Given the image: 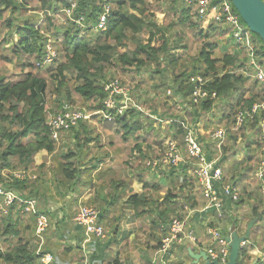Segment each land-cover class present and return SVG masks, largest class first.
Masks as SVG:
<instances>
[{
	"label": "trees",
	"instance_id": "trees-1",
	"mask_svg": "<svg viewBox=\"0 0 264 264\" xmlns=\"http://www.w3.org/2000/svg\"><path fill=\"white\" fill-rule=\"evenodd\" d=\"M26 1L0 0V27L6 26L7 29H10L12 40L17 34L18 40L12 44V53L19 58L24 57V68H30L29 71L16 80L7 81L0 75L1 170L13 169L16 166L27 168L34 161L36 153L42 150L53 153L56 149V141L52 136V127L49 125L47 109L48 82L39 72H34L36 68H41L37 63L42 61L46 55V45L50 36L56 44L59 37L62 36V40L59 43V51L64 53L65 58V61L61 62L57 67L58 74L54 76L55 80L59 82L60 86L68 88L70 78L68 79L65 72H71L75 76L73 91L87 100L96 101L98 103L96 108L98 109L102 107L105 96L104 77L100 73L103 66L117 63L123 68L135 66L140 71L142 68L155 65V73L164 74L168 65L172 66V70L177 67L180 56L176 52L181 48L188 47L187 44L176 42L171 45L170 38L167 36V28H162L154 21L152 22L151 19L155 16H153L154 14H149L148 0H78L74 17L84 15V25H79L74 21H68L67 25H57L54 22V18L50 15L46 16L43 24L33 18L19 21L18 16L16 18L11 16L4 17V13L8 11L14 14L21 10H26ZM40 1L44 8L53 9L54 12L70 6L68 0L56 1L62 5V8L49 0ZM169 1L171 3L169 6L170 11L178 16L176 20H172L169 27L181 25L195 28L198 26V22L193 20L195 11L191 7L182 5L178 0ZM108 5L110 6V11L107 16V28L106 30L96 29L99 17ZM198 20L202 22L201 18H198ZM152 27L157 28V31H154ZM146 28L150 31V37L147 42H139L133 52L119 50L120 47L126 46L127 39H134L135 35L140 34ZM160 29L163 32L158 36L157 33H159ZM228 30L211 22L208 30L204 31L202 29L198 32L204 42L197 52L196 61L193 66H190V69L175 72L173 86L176 94L182 95L183 99L178 101L183 103V105L187 104L186 114L189 115L190 120L194 123L197 124L203 121L206 125H210L211 119H217V123H215L217 127L220 125L229 127L226 138L221 145L218 139H212L210 136L206 139V136L203 135L201 140L205 143L209 159L217 156L219 149L221 150L222 153L219 156L217 165L222 167L227 181L237 184L244 181L249 175H255L264 157L262 141L264 110L254 118L246 120L238 130H232L231 127L235 124V116L239 109H249L254 102L264 98V86L257 80L247 76V73L252 71L249 63V50L245 47L237 46L238 51L237 49L234 51L229 49V40L226 37ZM84 33L86 34L84 35ZM154 41L157 42L153 44ZM253 44L256 56L261 60V58H264V40L261 38V41H259L253 37ZM262 62L264 64V60ZM165 63H168V65ZM51 67H48V69L52 70ZM193 74H202L210 78L206 88L210 92H216L217 98H209L199 104L194 103L190 97L195 87L189 80V77ZM165 86L166 84H160L157 87L164 88ZM165 91L166 88L164 89ZM66 99L73 101V93L70 90H67ZM69 101L66 103L70 104ZM217 108H219V111L216 114L213 113ZM153 112L156 114L157 110L154 109ZM143 114L139 110L128 109L125 114L119 115L115 120L107 121L106 123L116 126V132L122 133L124 140H128L133 135H137L138 131L145 128L144 122L140 120ZM207 114L210 118H206ZM153 115L150 112L146 117L147 121L150 122L148 127L151 130L155 129L153 127L155 122L163 121L162 117ZM169 118H172L169 121L170 129L172 127L170 134L166 132L161 135L160 130H157V133H148L147 136L148 139H152L154 134L158 135L160 138H157L155 142L163 147V152L166 149V143L164 142L167 137L184 144V136L187 132L186 122L183 118L175 114L170 115ZM73 129L75 127L69 131ZM241 136L247 139V146L244 148L245 156L243 160H238L236 157L238 150H231L229 142L237 140ZM138 137L140 138V136ZM143 141L138 140L133 146L132 152L137 148V151L143 153L141 147ZM151 143L154 142H150L148 146ZM75 155L74 152H67L62 156L60 173H62L65 181L72 182L80 177L81 167L74 160L73 157ZM98 164L99 162L91 163L90 165L91 168H95ZM110 172L111 168L106 166L98 170L95 175H92L91 173L93 172L90 170L86 179L83 180L87 188L97 191L95 196L83 201L84 205L100 206L101 222L108 231L107 226L114 225L118 221V215L120 218V215L122 216L126 209H132L137 217H152L154 214L155 216L152 217L151 223L155 228L156 226L158 228L161 223H167L170 212L177 210L178 202L176 200L178 195L172 190L167 189L161 200L148 195L149 190H154L157 193L163 191L160 181L151 184L143 178L142 172L139 173L138 180L143 183L144 189V191L139 193L132 187L134 180H115L113 176H110ZM172 172L174 171L172 170ZM183 175L184 181L180 188L184 190V199L192 208L202 207L203 202L199 197L200 187L197 185L196 177L188 172L186 166L183 168ZM167 178L169 182L177 185L180 176L170 173ZM0 179H3L1 171ZM106 180L109 183L108 185ZM81 182L78 181L75 185H80ZM101 184L104 188H112L114 186V193L107 192V196H102L97 190V187ZM6 187H4V193L13 191L18 194L19 198L8 207V214L0 213V233L17 237V243L10 251L6 253L0 252V260H3L4 264H34L39 254L32 249L30 244L31 237L26 238L21 235L20 218L17 215H13V211L16 210L20 216L21 213L26 214L23 212V208L26 205L23 200L36 196L39 190L32 186L25 177L19 178L16 175L8 179ZM259 189L260 193L263 194V182L259 184ZM25 191H27L26 194ZM3 197H5L4 194ZM121 199L123 204L116 206ZM246 200H250L252 203L251 211L254 217H258V219L264 217V194L263 196H258L254 195V192L247 197L240 195L238 201L230 202L227 205V210H232L234 204L237 206L238 202L243 204ZM209 213L213 215L209 224L214 225L216 212L211 209ZM32 214L35 220L31 222V228H29L30 224L24 228L28 233L29 229L32 233L35 230L34 228H36L33 226L36 222V215ZM233 222V228L243 233L244 231L238 220L235 219ZM66 225H63L66 228V232L72 233V229L70 230L68 224ZM52 234L53 230L51 231L50 229L43 233L47 238L48 248L50 247L54 252L52 253L56 259L55 264H64L65 260L69 261L70 257L75 253L82 254L84 252V248L81 245L69 244L63 248L62 253H58V248L62 245V242L52 240ZM118 242L116 229L114 230L113 240L106 239L102 241L96 239V241H93L91 243V247L93 246L94 248L91 255L93 262L103 259L109 245ZM257 246L258 244L255 242H247L241 251L238 264H246L245 261H250V252L251 250L254 252ZM261 248L264 249V246ZM176 255L178 258L184 256L192 259L190 253L185 250L178 251ZM84 258L85 255H81V259ZM102 264H124V262L117 256L113 261H103ZM257 264H264V262L260 259Z\"/></svg>",
	"mask_w": 264,
	"mask_h": 264
},
{
	"label": "rangeland",
	"instance_id": "rangeland-1",
	"mask_svg": "<svg viewBox=\"0 0 264 264\" xmlns=\"http://www.w3.org/2000/svg\"><path fill=\"white\" fill-rule=\"evenodd\" d=\"M49 1L56 3L60 8H62V5L56 2L57 0ZM26 3V10H21L14 14L8 11L4 13V17L11 16L16 18L18 16V20L20 19L19 21H23L27 18H33L37 20V22L43 24L44 20H46V16L50 15L54 18V22L57 25H65L64 21L66 20V15L63 10L54 12L53 9H46L43 7L40 0H27ZM170 4L169 0L147 1V5L150 8L149 14H154L153 16H155L151 19L152 22L154 21L162 28H167V36L170 38L171 45L176 42L180 44H187L188 46L187 48H181L176 52V54L180 56V61L175 70H172V66H169L168 63H165L168 66L167 69H165L164 74L155 73V65L142 68L138 71L135 66L123 68L120 64L114 63L105 65L100 70L101 76L104 77V83L118 78L123 84H127L131 88V97L133 98V104L129 109H136L144 113L141 115L140 120L141 122H144L145 128L138 131L137 135H133L128 140H124L122 133L119 134L116 132V126L107 124L105 121L99 119V116L95 113L98 109L96 108L98 105L96 101L91 99L87 100L73 91L75 76L72 75L71 72H65L68 79L70 78L68 88L60 86L59 82L55 80L54 76L58 74L57 67L61 64V62L65 61L64 53L59 51V43L62 40V36L59 37L57 44L52 43L59 53L56 62L51 65L52 67L48 64V66L44 68H36L34 70V72H39L41 76H44L48 82L47 109L49 118L50 116L56 114L62 106L69 101L66 99V95L67 90H70L73 93V101H69L70 104L83 109L87 114H91V119L80 122V124L72 131L62 133L61 138L56 141L55 151L53 153H49L46 150H42L36 153L34 161L30 163L27 168L16 166V168L13 169H0L3 177V179H0V213H3L1 209V207H4L3 193L5 192L4 187H6L8 179L19 173L23 174L26 180H29L32 186H35L36 189L38 188L39 190L36 196H32L29 199L36 200L37 211H41L49 215L50 226L48 229L51 231L53 230L52 240L62 242V245L60 247L58 246V253H62L63 248L69 244H73L75 246L79 244L78 242V244H76L75 241L72 242L71 239L73 238V233L66 232V228L63 225L68 224L70 229L75 227L72 217L76 210L80 205L84 204V200L95 196V193L97 192L94 191L95 189L87 188V186L83 183V180L86 179L90 170L93 172L91 174L95 175L98 170L105 168V166L110 167V176H113L115 180H137L133 182L132 187L140 192L142 190L144 191V189L143 183L138 180L139 173L142 172L143 178L148 180L151 184L160 181L163 191L157 193L154 190H149L148 195L161 200L163 194L167 192V189L172 190L178 195V199L176 200V202H178L177 210L170 212L169 220L175 216H185V210L187 211L186 206H190L184 199V190L180 188L182 182L184 181L183 170L175 171L168 166L152 170L146 166V161L149 158L161 156L163 153V147L157 145L155 142V140L160 137L154 134L152 139H148V133H157V130H160L161 135L166 132H169L170 134L172 131V127L170 129L169 123L170 119H172L169 118L170 115H179L186 121L191 129L195 130L200 137L205 135L206 139L210 136L211 131L217 127V125H215V123H217V119H211L209 122L210 125H206L203 121L196 124L190 120L189 115L186 114V106L183 107V103L178 101L182 98L179 97V94H176L175 87L173 86L175 72H180L188 68L190 69V66H193L195 63L197 52L204 42L202 37L198 35V32L202 29L204 31L208 30L211 22L204 26V24L194 16L193 20L198 22V26L195 28L181 25L169 27L172 20H176L178 17L170 11ZM181 4L184 5L183 3ZM152 29L157 31V28L155 27H152ZM158 32L159 33H157V35L160 36L163 30L160 29ZM85 34L86 33H84V35ZM251 36L261 41L260 36L252 31ZM149 37L150 31L146 28L140 34L135 35L134 39H127L126 46L120 47L119 50H128V52H133L136 50L139 42H147ZM226 37L229 40V49L231 51L237 49L238 51V48L233 43V40L230 39V36L228 37L226 35ZM17 40V34H15L14 40H12L10 36V29H7L6 26L0 27V75L7 81L19 79L25 72L30 70V68H24L23 66L25 60L24 57L19 58L12 53V44ZM156 42L157 41H154L153 44ZM48 67H51L52 70L48 69ZM160 84H166V86L164 88L157 87ZM165 88L166 91L168 88L172 89L171 95L167 91L169 97L167 96L166 91L164 92ZM172 98H174L176 102ZM154 109L157 110L156 114L153 112ZM217 111H219V108L214 110L213 113L216 114ZM150 112L154 114L153 116H160L163 118V121H158L153 124L155 129L152 130L148 127L150 122L146 119L148 113ZM206 118H210L208 114ZM230 131L232 132V130ZM137 136H140V138L138 137V139ZM167 139L169 138L167 137L165 140ZM138 140H145L142 142L141 146L143 153L137 151V148L132 152L133 146ZM110 142L112 143L110 144ZM150 142L154 143H151V145L148 146ZM229 144L232 148L231 150H238V154L236 156L237 159L243 160L245 156L244 148L247 146V139L244 136H241L237 140H231ZM67 152H74V154H76L73 158L81 167L79 179L72 182L65 181L62 173H60L62 156ZM141 154L145 155L141 156ZM96 162H99L98 166L91 168L90 164ZM172 170L174 172H172ZM170 173L180 176L177 185L169 182L167 175ZM78 181H82L81 184L75 185ZM106 183L107 185L109 184L107 180ZM261 183V181L255 178V175H249L244 181L238 182L237 186L240 188V192L243 197H247L252 192H254V195L263 196L264 189L262 191L263 194L260 193L259 189V184ZM113 187L104 188L101 184L97 187V190H99L98 192H100L102 196H107V192H111V194L114 193ZM26 193L27 191H25V194ZM199 197L201 198V195H199ZM122 204L123 200L121 199L117 202L116 206H120ZM182 205L183 207H181ZM92 206L101 209L99 205ZM251 208L252 203L250 200H246L243 204L238 202L237 206L234 204L232 210H227L225 212V217L218 223L219 226L226 229L227 227L232 226L234 224L233 221L237 219L244 231L243 233H246L248 224L254 217L252 215ZM13 215H17L20 218L21 235L26 238H29V236L31 237L30 244L36 253L48 251L53 252V250L47 246L46 236L43 234L40 236L37 233V219L33 225L36 227L34 228V232L31 233L29 229L28 233L27 230L24 229L28 224H30L29 228H31V222L35 220L32 213H21L20 216V214L14 210ZM154 216L155 215L153 214L152 217ZM152 217H137L135 213H133V210L124 211V214L122 216L120 215V218L118 215V221H116L114 225L107 226V228L109 229L108 240H113L114 230L116 229V237L119 242L116 244H110L103 258L104 260L98 259L95 263L93 262V264H102L103 261H113L117 256L125 264H151V254L154 255L153 249L158 244V240L160 238L157 226L156 228L155 226H152ZM201 220L203 219L201 218ZM251 232V241L249 239L248 242H255L258 246L257 249L255 248L256 250L254 252L251 250L250 261H245V263L254 264L256 260L259 261L260 259L264 262V249L261 248L264 246V217L257 220ZM16 240L17 237H11L10 235L8 236L0 233V252L6 253L10 251L12 247L16 245ZM94 241H96V239ZM91 249L94 250L93 246ZM247 249H249V247H247ZM54 251L56 252V250ZM83 254L85 255V252L82 254L75 253L70 257L69 261L66 259L64 264H82L83 259H81V255ZM0 262L1 264H4L3 260H0Z\"/></svg>",
	"mask_w": 264,
	"mask_h": 264
},
{
	"label": "built area",
	"instance_id": "built-area-1",
	"mask_svg": "<svg viewBox=\"0 0 264 264\" xmlns=\"http://www.w3.org/2000/svg\"><path fill=\"white\" fill-rule=\"evenodd\" d=\"M180 3L191 7L195 11L196 19L201 18L205 25L210 22L216 23L218 26L227 28V36L233 40L237 47H245L249 50V63L252 71L247 73L248 78L257 80L264 86V58L258 59L253 44V37L249 27L243 21L241 15L235 8L232 0H178ZM69 7H65L63 12L66 15L64 24L68 21H74L79 25H84V15L74 17V11L78 6V0H68ZM110 11V6L105 7V11L99 17L96 24V29L106 30L107 16ZM50 36V35H49ZM50 36L46 45V55L44 59L37 63L38 66L44 68L56 62L59 55L58 50L52 45L54 41ZM189 80L194 84V90L190 97L194 103H201L209 98H217L216 92H210L206 85L210 78L202 74H193ZM105 96L103 98L102 107L95 111L99 119L107 122L115 120L119 115H123L133 104L131 88L127 84H123L118 78L104 83ZM169 94H172V89L168 88ZM179 97L182 95L179 94ZM181 99V100H182ZM180 106V104H179ZM187 107L184 104L183 107ZM264 110V98L256 101L249 109H239L235 116V124L231 127L232 130H238L249 118H254L258 113ZM91 119V114H87L83 109L77 108L71 104H64L63 108L50 116L49 125L52 127V136L55 141L61 138L62 133L77 127L80 122ZM186 122V121H185ZM263 127L264 124L262 123ZM187 132L184 136V144L179 143L173 138L165 140L166 149L161 156L149 158L146 161V166L156 170L159 167L168 166L171 169L183 170L187 167L188 172L195 176L197 185L200 187L202 207L192 208L187 207L185 216H175L167 223H161L158 227L160 238L158 248L154 256H152V264H174V259H178L176 253L181 249L185 251L188 246L197 247L198 253L205 252L208 255V260L214 264H227L230 256V242L227 237L231 235L233 226L223 229L219 226V222L225 217L227 205L231 202L239 200L241 192L240 188L232 181H227L225 172L222 167L218 166V159L221 153L209 159L206 153L204 141L201 140L195 130L191 129L186 123ZM229 127L220 125L215 127L210 136L212 139H218L221 143L225 140ZM263 151H264V133L262 136ZM219 145V146H220ZM19 178H24L23 174L16 175ZM255 178L264 184V157L262 158L259 168L255 173ZM4 194V207H1L3 213L8 214V207L11 206L17 198L18 194L9 191ZM26 205L23 208L24 213H34L37 219V233L42 234L47 231L50 226V217L47 213L37 211L36 200H23ZM214 209L215 224L210 225L213 215L209 213ZM205 214L209 220L206 226V238L204 241L198 237L196 230L192 224L197 216ZM62 218V216H61ZM73 223L80 228L83 233L82 244L85 252V258L82 264H93L91 255V243L95 240H106L109 237V231L101 222L100 210L92 205H80L72 217ZM74 239V238H73ZM73 239L72 242H73ZM248 242V241H247ZM243 245V247L247 244ZM89 246H88V245ZM88 246V247H87ZM38 259L34 264H55V256L52 252H38ZM180 258H183L180 257ZM183 261V260H181ZM176 264V263H175ZM193 264H207V261L201 257Z\"/></svg>",
	"mask_w": 264,
	"mask_h": 264
},
{
	"label": "water",
	"instance_id": "water-1",
	"mask_svg": "<svg viewBox=\"0 0 264 264\" xmlns=\"http://www.w3.org/2000/svg\"><path fill=\"white\" fill-rule=\"evenodd\" d=\"M232 2L249 29L264 40V0H232ZM257 220L258 217H254L250 221L246 233L241 234L237 229H234L231 235L227 237L231 248L227 264H238L243 245L249 241L252 228ZM189 251L192 258L196 261L203 257L207 261V264H212L205 252L195 253L193 249ZM257 263L258 261L256 260L254 264ZM214 264L219 263L215 261Z\"/></svg>",
	"mask_w": 264,
	"mask_h": 264
},
{
	"label": "crops",
	"instance_id": "crops-1",
	"mask_svg": "<svg viewBox=\"0 0 264 264\" xmlns=\"http://www.w3.org/2000/svg\"><path fill=\"white\" fill-rule=\"evenodd\" d=\"M135 181H137V180H135ZM134 181V182H135ZM132 186H133V184H132ZM135 190V189H134ZM135 191H137V190H135ZM143 191V190H142ZM141 191V192H142ZM137 192H139V193H141L140 191H137ZM120 201V200H119ZM126 210H132V209H126ZM133 213H134V211H133ZM201 218L203 219V220H201ZM207 223H209V220H208V218L206 217V215L205 214H203V215H201V216H197L196 217V219L195 220H192V224H193V226H194V228H195V230H196V233H197V235H198V237L201 239V241H204V239L206 238V236H205V234H206V226H207ZM72 229V233H73V235H72V237L74 238H72L73 239V241H75V243L76 244H78V245H81L82 244V240H83V233L81 232L82 230L80 229V228H78L76 225H75V227H72L71 228ZM70 229V230H71ZM156 231V230H155ZM240 233V232H239ZM241 234H244V233H241ZM78 242V243H77ZM82 247H83V245H81ZM156 247H158V244L154 247V253H155V251H156ZM190 249H193L194 250V252L195 253H198L199 252V250L197 249V247H193V246H188L187 247V250H188V252L190 253ZM182 250V249H181ZM184 250V249H183ZM152 256H154L153 254H151V257H150V260H151V262H152V260H153V258H152ZM150 260H149V263H150ZM181 260H183V261H181ZM196 260L194 259V258H192V259H189V258H187V257H184L183 256V258H178V259H174L172 262H174V264L176 263V264H193L194 262H195ZM125 264V263H124ZM152 264V263H151Z\"/></svg>",
	"mask_w": 264,
	"mask_h": 264
}]
</instances>
